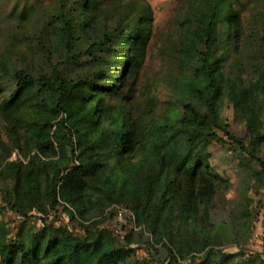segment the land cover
Returning a JSON list of instances; mask_svg holds the SVG:
<instances>
[{"label":"trees","instance_id":"trees-1","mask_svg":"<svg viewBox=\"0 0 264 264\" xmlns=\"http://www.w3.org/2000/svg\"><path fill=\"white\" fill-rule=\"evenodd\" d=\"M121 1L125 11L102 21L97 17L100 0H62L52 20L54 35L68 61L77 64L86 55L96 61L87 80L69 78L56 67L39 78L19 72L15 91L0 105V181L6 186L0 214L9 210L21 220L15 234L0 224V264H120L130 257V235L122 244L106 228L92 232L90 226L83 237L52 227L44 217L59 206L81 222L112 218L116 207L128 210L135 227L151 236L153 248L166 249V259L158 264H230L237 257L215 248L206 251L214 245L212 238H219L206 230L202 247L184 240L182 233L199 224L206 227L211 202L225 184L206 151L215 129L225 130L217 105L224 93L249 123V148L234 142L259 162L264 177V162L256 156L264 144V124L257 126L250 105L264 95V65L249 87L226 76L232 42L241 33L238 14L232 0H198L204 29L199 42L187 47L198 77L182 83L189 91L182 117L152 116L141 124L120 97L138 67L134 59L144 54L152 35L154 14L150 0ZM120 62L125 65L117 78ZM4 136L12 148L23 150L25 163L8 160L11 150H3ZM32 212L41 216L39 229L31 224ZM234 237L240 239L238 246L248 241L238 228ZM201 251L202 257L192 256ZM215 253L221 254L217 261Z\"/></svg>","mask_w":264,"mask_h":264},{"label":"rangeland","instance_id":"rangeland-1","mask_svg":"<svg viewBox=\"0 0 264 264\" xmlns=\"http://www.w3.org/2000/svg\"><path fill=\"white\" fill-rule=\"evenodd\" d=\"M61 1L0 0V105L15 91V75L19 72L39 78L51 73L56 67L69 78L87 80L86 76L92 71L90 66L96 61L91 55L81 57L77 64L68 61L66 50L54 35L55 24L52 20L59 15ZM100 1L97 17L102 21L125 11V2L121 0ZM232 1L238 14L241 33L239 40L232 42L224 71L232 81L249 87L257 81L256 69L264 65V0ZM149 2L154 14L152 35L143 45L144 54L134 59L133 65L138 64V67L125 81L120 99L141 124L152 116L155 119L170 116L178 121L182 117V107L189 93L182 83H192L198 77L195 67L187 58L188 45L199 42L198 32L204 29L197 16L198 0ZM217 32L222 33L223 27L219 26ZM124 65L125 62H120L116 67L115 77L122 75ZM117 99L113 98L112 101ZM217 105L226 131L215 129L216 137L210 139L206 151L211 165L225 184L211 202L206 227L200 224L195 228L189 227L187 232L182 233V237L202 247V231L206 230L209 236H219L218 239L212 238L214 245L206 251L215 248L221 254H237L230 264H264V177L259 162L243 155L234 142V139L241 140L249 148V123L245 114L236 110L226 93L220 97ZM250 105L257 126L263 125L264 95L252 99ZM2 126L3 116L0 113ZM4 142L3 150H11L9 161L26 162L23 150L12 148L13 144L6 136ZM256 156L264 162V144ZM5 189L6 186L0 181V208L3 207ZM31 214L35 216L31 224L41 228V216L34 212ZM131 218L128 210L116 207L112 218L105 215L81 222L71 219L61 206L44 217L55 229L68 228L83 237L89 233L86 229L90 230V226H93L92 232L102 228L112 230L122 244H125V237L130 235V249L133 252L120 264H158L164 261L167 257L166 249L161 246L153 248L149 233L143 227H135ZM20 221L9 210L0 214V224H4L12 234H15ZM237 228L248 238L247 243L241 246H238L240 239L234 237ZM204 253L201 251L192 256L200 258ZM221 254L215 253L214 261L219 260Z\"/></svg>","mask_w":264,"mask_h":264}]
</instances>
